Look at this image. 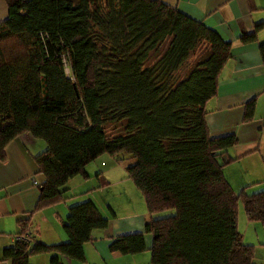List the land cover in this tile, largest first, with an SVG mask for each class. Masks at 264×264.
<instances>
[{"label": "trees", "instance_id": "16d2710c", "mask_svg": "<svg viewBox=\"0 0 264 264\" xmlns=\"http://www.w3.org/2000/svg\"><path fill=\"white\" fill-rule=\"evenodd\" d=\"M2 2L0 160L22 134L44 145L32 158L42 181L30 215L64 202L68 180L85 178L97 158L126 160L150 219L142 233L111 240L110 253L148 251V264H254V247L236 229L237 206L247 222L264 226V191L232 192L222 169L234 161L227 150L237 141L210 139L205 125L230 44L161 0ZM263 25L239 42H254ZM258 51L264 62V44ZM253 106L244 105L246 120ZM107 223L81 202L61 222L66 242L15 240L1 258L28 264L49 254V264H84L83 245ZM17 224L24 232L28 220Z\"/></svg>", "mask_w": 264, "mask_h": 264}, {"label": "crops", "instance_id": "0c3cea01", "mask_svg": "<svg viewBox=\"0 0 264 264\" xmlns=\"http://www.w3.org/2000/svg\"><path fill=\"white\" fill-rule=\"evenodd\" d=\"M188 18L201 22L223 42L230 44L229 58L217 77L216 96L206 105L205 125L210 139L234 137L237 143L227 150L234 159L224 166L222 175L234 194L241 191L252 195L264 191V62L258 45L264 44V25L255 33V41L247 44L238 38L253 32L256 25L264 24V0H161ZM6 17V7L0 0V22ZM253 101L249 119L244 118V105ZM44 150V145L22 134L7 144L0 160V264L4 248L11 247L23 231L18 221L28 220L31 239L45 244L66 242L61 222L69 206L90 201L102 217L108 220L104 230L91 232L83 245L84 264H148L141 255L110 253L111 240L132 233H142L150 219L142 197L127 179L124 167L118 164L92 163L85 168V178L74 177L65 185L66 200L30 215L38 196L37 186L42 181L36 174L32 158ZM102 156L96 160H101ZM100 175V183L97 176ZM103 178L104 180H101ZM106 182V185H105ZM99 186V187H98ZM238 207V206H237ZM243 213V212H242ZM244 216V215H243ZM160 215L154 218H160ZM237 217L239 212L237 211ZM253 236H264V226L249 222ZM147 248L149 235L144 237ZM254 252V264H262L263 245ZM146 256L148 251L143 252ZM142 253V254H143ZM28 264H49V254L30 257ZM62 264H83L63 258Z\"/></svg>", "mask_w": 264, "mask_h": 264}, {"label": "rangeland", "instance_id": "374dc122", "mask_svg": "<svg viewBox=\"0 0 264 264\" xmlns=\"http://www.w3.org/2000/svg\"><path fill=\"white\" fill-rule=\"evenodd\" d=\"M114 159H111L107 156H102L101 160H95L92 162V172L93 170H99L100 171V168H99V163L100 162H106L107 164H113L112 166H115V163H113ZM128 162L125 160L124 161V164L123 163H118V166L120 169H122L124 167V165H127ZM116 167V166H115ZM237 211L239 212V217L236 218V229H237V232L241 235L242 237V243L243 244H246L247 245V242H253V244L255 245H263L264 247V236L262 235H258L256 234V236H253V231H251L250 229L253 228L251 227L252 224H250L249 222H247L243 216V213H242V207H241V204L238 203V207H237ZM172 212L171 211H168V212H164L161 214V216H169L171 215ZM28 228V227H26ZM30 235H29V241H30ZM252 246V245H251ZM254 247V246H253ZM255 249H257L258 247H254ZM253 248V249H254ZM264 249V248H262ZM256 250H254L255 252ZM138 258H141L143 255V257H146L145 260L147 259L149 262V253H147L146 256H144L145 254L141 253V254H138ZM260 258L262 260V264H264V250H261L260 252Z\"/></svg>", "mask_w": 264, "mask_h": 264}, {"label": "built area", "instance_id": "2783aa9c", "mask_svg": "<svg viewBox=\"0 0 264 264\" xmlns=\"http://www.w3.org/2000/svg\"><path fill=\"white\" fill-rule=\"evenodd\" d=\"M16 240L21 241L23 243L29 242V236L27 235V229L23 232V234L16 237Z\"/></svg>", "mask_w": 264, "mask_h": 264}, {"label": "bare ground", "instance_id": "6f19581e", "mask_svg": "<svg viewBox=\"0 0 264 264\" xmlns=\"http://www.w3.org/2000/svg\"><path fill=\"white\" fill-rule=\"evenodd\" d=\"M27 235H29V228H27Z\"/></svg>", "mask_w": 264, "mask_h": 264}]
</instances>
